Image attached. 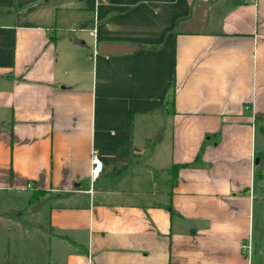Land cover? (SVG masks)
<instances>
[{"label": "crops", "instance_id": "1", "mask_svg": "<svg viewBox=\"0 0 264 264\" xmlns=\"http://www.w3.org/2000/svg\"><path fill=\"white\" fill-rule=\"evenodd\" d=\"M257 122L264 0H0V264H257Z\"/></svg>", "mask_w": 264, "mask_h": 264}, {"label": "rangeland", "instance_id": "2", "mask_svg": "<svg viewBox=\"0 0 264 264\" xmlns=\"http://www.w3.org/2000/svg\"><path fill=\"white\" fill-rule=\"evenodd\" d=\"M260 125L261 122H257L256 124L253 123V128L256 129L254 140L256 147H258L259 149L264 147V134H262L259 130ZM256 167L255 177L253 180L254 182L252 183L254 202L252 203L253 217L251 221L252 232L250 236V245H255L259 242L260 239H264V190H261L259 188L260 182L262 183L263 179L258 180L259 175L262 174L264 176V168L259 165ZM247 252L248 249L245 250V253ZM251 253L255 256L254 260L257 258V264H264V244L260 248L258 246L254 248L252 247Z\"/></svg>", "mask_w": 264, "mask_h": 264}, {"label": "water", "instance_id": "3", "mask_svg": "<svg viewBox=\"0 0 264 264\" xmlns=\"http://www.w3.org/2000/svg\"><path fill=\"white\" fill-rule=\"evenodd\" d=\"M201 18V9L198 10V12L196 13L193 21L188 22V23H184L181 26V30L183 31H190L193 29H197L196 27H194V24H197V21ZM123 47L121 45H116V44H102L99 48V50L101 52H114V51H118V50H122Z\"/></svg>", "mask_w": 264, "mask_h": 264}, {"label": "built area", "instance_id": "4", "mask_svg": "<svg viewBox=\"0 0 264 264\" xmlns=\"http://www.w3.org/2000/svg\"><path fill=\"white\" fill-rule=\"evenodd\" d=\"M90 164H91V167H90V172H89V180H90V189H91L92 183L97 180L101 172V169H102L101 161L98 157L97 151L94 149L91 150V153H90ZM242 247H246V246L242 245ZM247 248L248 250L250 249L249 246Z\"/></svg>", "mask_w": 264, "mask_h": 264}]
</instances>
